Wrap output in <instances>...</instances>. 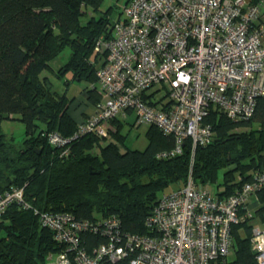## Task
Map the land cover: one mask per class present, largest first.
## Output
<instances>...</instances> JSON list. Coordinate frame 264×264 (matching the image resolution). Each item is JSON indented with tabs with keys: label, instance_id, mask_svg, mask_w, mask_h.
<instances>
[{
	"label": "built area",
	"instance_id": "2783aa9c",
	"mask_svg": "<svg viewBox=\"0 0 264 264\" xmlns=\"http://www.w3.org/2000/svg\"><path fill=\"white\" fill-rule=\"evenodd\" d=\"M122 10L94 41L101 99L71 139L94 131L104 144L111 139L108 119L132 111L137 122L173 136L157 156L180 153L185 138L193 154L212 137L205 120L210 106L231 119L253 113L257 96H264V0H127ZM160 87L165 100L154 95ZM70 138L57 131L47 136L62 153ZM207 185L189 175L162 191L144 218L147 233L123 229L115 214L79 219L41 211V223L60 243L46 264H228L231 227L252 216L250 197L264 187V164L228 194ZM12 202L30 207L23 187H12L0 193V217ZM87 232L101 239L84 243ZM250 244L257 264H264V223L253 225Z\"/></svg>",
	"mask_w": 264,
	"mask_h": 264
},
{
	"label": "trees",
	"instance_id": "16d2710c",
	"mask_svg": "<svg viewBox=\"0 0 264 264\" xmlns=\"http://www.w3.org/2000/svg\"><path fill=\"white\" fill-rule=\"evenodd\" d=\"M101 3L0 0V121L18 114L24 124L19 142L5 137L0 129V193L23 187L30 204L25 208L12 202L2 212L0 264H46L48 254L60 249L52 231L41 223V211H66L79 219L115 214L123 229L147 233L144 218L171 183L180 186L190 175L199 185L215 182L214 192L225 195L264 164L262 95L257 96L248 118L231 119L210 106L205 120L211 124L212 137L197 144L193 154L191 139L185 138L180 153L157 156L159 150L173 145L174 138L153 124L147 129L148 142L143 148L126 146L119 115L107 121L111 139L106 143L94 131L71 139L77 127L69 111L75 94L58 91L42 73L67 45L70 55L53 70L54 75L66 85L86 80L88 85L80 90L93 105L100 101L95 75L100 57L93 45L112 22L109 8L102 10ZM88 7L91 12L82 21ZM50 131L70 138L64 146L66 153H62L63 147L48 142ZM220 168L223 172L218 179ZM255 197L252 216L231 227L228 264H257L250 244L251 218L264 223V187ZM82 237L84 243L101 239L88 232Z\"/></svg>",
	"mask_w": 264,
	"mask_h": 264
},
{
	"label": "rangeland",
	"instance_id": "374dc122",
	"mask_svg": "<svg viewBox=\"0 0 264 264\" xmlns=\"http://www.w3.org/2000/svg\"><path fill=\"white\" fill-rule=\"evenodd\" d=\"M127 0H102L100 8L102 10H107L109 8L108 18L110 21L115 20L117 17L123 14L122 7L126 3ZM85 9V8H84ZM87 13L81 15V20L85 21V18L90 14L91 9L88 7L86 8ZM94 15H97L98 13L95 11L93 12ZM70 55V48L69 46L65 45L63 46L60 51L49 60V67L43 70L42 74H47L48 77L52 80V84L54 88H56L58 91H64L71 96L73 92H76L78 89H81L82 87H85L88 85V82L86 80H77L75 82L70 83L69 85L64 84L62 81H60L53 73V70L56 69L59 65L64 63ZM158 84L153 86V89H156ZM165 90L163 88H158L154 95L156 98H161L163 100L166 99V95H164ZM76 103L73 101L70 103L69 110L73 111L75 109ZM80 108V107H79ZM119 119L123 121V124L120 128V132L125 136L124 138V144L128 147L132 148H143L147 142H148V136H147V129L150 126V123L148 122H137L134 112H129L125 117H120ZM0 129L5 134V137L12 138L15 142H19L23 135H24V124L23 122L18 118V114H15L14 117H5L0 121ZM223 172V168H220L218 171V179L221 178ZM176 186H178L176 183H171L169 186L166 187L164 191L168 192L172 189H175ZM208 188L212 191H214V188L216 187V183H208ZM162 192V191H161ZM160 192V193H161ZM256 193L253 195V197H250V203L251 205L256 206ZM253 203V204H252ZM251 223L253 225L261 224L256 217L251 218ZM232 254V248L228 254V257H230ZM55 255L51 258V260H54Z\"/></svg>",
	"mask_w": 264,
	"mask_h": 264
},
{
	"label": "crops",
	"instance_id": "0c3cea01",
	"mask_svg": "<svg viewBox=\"0 0 264 264\" xmlns=\"http://www.w3.org/2000/svg\"><path fill=\"white\" fill-rule=\"evenodd\" d=\"M73 94H75V97L71 102L74 101L76 103V107L73 111H69L78 122L82 120L86 115L92 112L94 105L91 103V101L87 98V96L85 95V93H83L82 90L78 89L76 92H73ZM251 197H253V195Z\"/></svg>",
	"mask_w": 264,
	"mask_h": 264
}]
</instances>
